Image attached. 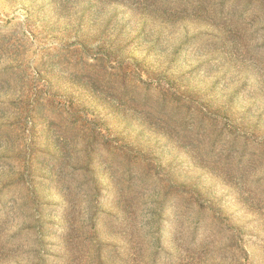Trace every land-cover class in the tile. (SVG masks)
I'll list each match as a JSON object with an SVG mask.
<instances>
[{
  "label": "rangeland",
  "instance_id": "1",
  "mask_svg": "<svg viewBox=\"0 0 264 264\" xmlns=\"http://www.w3.org/2000/svg\"><path fill=\"white\" fill-rule=\"evenodd\" d=\"M0 264H264V0H0Z\"/></svg>",
  "mask_w": 264,
  "mask_h": 264
},
{
  "label": "trees",
  "instance_id": "2",
  "mask_svg": "<svg viewBox=\"0 0 264 264\" xmlns=\"http://www.w3.org/2000/svg\"><path fill=\"white\" fill-rule=\"evenodd\" d=\"M99 50H101V51L98 53V57H94L93 61L96 62V64L98 63L97 65H102V62H101L100 58H102L104 60V62H105V57L106 58L109 57L108 52L113 50V45H109L108 49L106 48V46L102 45V46L99 47ZM9 70H11V69H9ZM244 139L246 140V136H244Z\"/></svg>",
  "mask_w": 264,
  "mask_h": 264
}]
</instances>
